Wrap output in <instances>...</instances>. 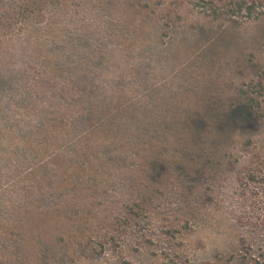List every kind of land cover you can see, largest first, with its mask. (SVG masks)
Here are the masks:
<instances>
[{
  "label": "rangeland",
  "instance_id": "obj_1",
  "mask_svg": "<svg viewBox=\"0 0 264 264\" xmlns=\"http://www.w3.org/2000/svg\"><path fill=\"white\" fill-rule=\"evenodd\" d=\"M13 3L0 264H264V17L60 0L37 19Z\"/></svg>",
  "mask_w": 264,
  "mask_h": 264
},
{
  "label": "trees",
  "instance_id": "obj_2",
  "mask_svg": "<svg viewBox=\"0 0 264 264\" xmlns=\"http://www.w3.org/2000/svg\"><path fill=\"white\" fill-rule=\"evenodd\" d=\"M14 3V14L16 16L28 15L31 11L35 14V18L45 17L44 11L35 12V8H38L39 5L43 7H55L60 4V0H13ZM29 1H31L29 3ZM195 2L196 6L203 10L207 15L213 17V19H231V20H255L261 17H264V0H192ZM34 6H36L34 8ZM11 17H7L5 27H12V22L10 21ZM23 24L22 22L19 23ZM50 27H47L49 31ZM4 29L0 27V36L3 37ZM56 31V29L54 30ZM50 36V35H49ZM55 37L47 39L48 47L51 45L55 46ZM51 43V44H50ZM46 50V49H45ZM42 58V57H40ZM9 60H12L10 56ZM53 54H50V51L45 52L43 48V67L48 66V68L43 71V81L48 80L47 84H50L52 80L56 81L60 68L53 63ZM49 61V65L47 62ZM42 68V67H41ZM44 69V68H42ZM2 77H5L3 74ZM49 86V85H48Z\"/></svg>",
  "mask_w": 264,
  "mask_h": 264
}]
</instances>
